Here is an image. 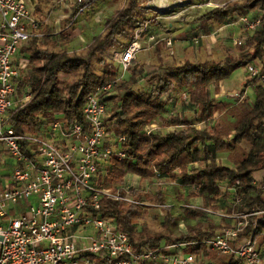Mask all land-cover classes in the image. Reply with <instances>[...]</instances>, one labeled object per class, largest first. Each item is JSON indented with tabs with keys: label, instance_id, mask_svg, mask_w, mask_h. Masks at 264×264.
Listing matches in <instances>:
<instances>
[{
	"label": "built area",
	"instance_id": "1",
	"mask_svg": "<svg viewBox=\"0 0 264 264\" xmlns=\"http://www.w3.org/2000/svg\"><path fill=\"white\" fill-rule=\"evenodd\" d=\"M173 4L164 8L171 11ZM263 16L261 8L235 13L215 32L225 30L240 46L257 29ZM45 24L24 0H0V264H94L92 255L103 253L110 257L109 264H209L203 250H177L188 244H202L207 252L221 255L226 263L234 259L243 264H264V239L256 231L264 219V206L236 208L245 195L240 191L239 180L228 186V197L220 196L223 206L181 204L184 209L202 210L223 221L213 235L202 240L135 250L116 218L98 213L105 198L148 205L130 196L129 187H125V194L114 190L106 181L107 170L103 166L110 159L123 160L127 156L125 136L116 137L108 131L111 110L105 98L115 93L138 53L149 48L142 43V34L147 33L149 44L163 42L167 47L174 46L168 33L157 37L151 32V21L141 25L124 48L112 51L114 62L119 64L117 73L89 95L83 107L85 123L55 113L41 117L30 129L14 127V112L33 97L29 87H20L23 74L17 54L24 44L44 36ZM194 40L199 42V38ZM246 73L248 81L264 87L261 60L251 62ZM181 96L188 99L186 91ZM230 96L241 100L245 91ZM156 129L155 123L144 127L146 133ZM226 142L230 147L237 145L234 133ZM155 177L164 176L157 172ZM263 177L264 173L253 182ZM248 226L250 232H246Z\"/></svg>",
	"mask_w": 264,
	"mask_h": 264
},
{
	"label": "trees",
	"instance_id": "2",
	"mask_svg": "<svg viewBox=\"0 0 264 264\" xmlns=\"http://www.w3.org/2000/svg\"><path fill=\"white\" fill-rule=\"evenodd\" d=\"M95 1H78L73 15L66 19L65 25L71 23L81 8ZM260 8L264 9V0H230L208 10L201 18L223 24L235 13ZM155 20L156 15L151 7L142 6L140 0H128L126 6L106 21L104 33L95 37L83 54L56 50L58 40L55 28L46 23L42 28L44 36L34 39L30 46L23 48V52L29 54L31 74L23 76L19 84L22 88L29 87L33 91V97L14 112L11 120L14 127L17 130L30 129L38 124L41 117H51L55 113H64L71 119L85 123L83 107L89 95L114 79L117 73L118 65L106 57L109 49L125 47L128 42L123 44L119 38L130 42L141 25ZM59 34L66 39V27ZM93 58L103 67L102 71L96 70ZM256 59L264 63V16L257 29L240 45L237 55L228 54L220 60L206 59L198 62L186 59L182 63L164 67L160 63L159 68L150 71L138 61H132L116 93L105 98L112 112L108 131L116 137L125 136L123 147L127 152L123 160L113 158L104 164L106 179L114 190L126 193L124 184L128 173H136L141 179H147L155 177L159 172L170 179L179 178L182 184L193 187L186 197L187 201L195 196H203L207 201L213 202L210 205L218 208L215 202L222 195L228 197V186L239 180L240 191L245 195L236 208L245 209L254 205L263 207L264 177L259 182L253 181L259 171L264 173V87L247 80L246 87H254L255 102L249 109H238L235 112V140L237 143L248 141L251 144L235 166L217 162V152L226 145V131L219 125H210L215 102L209 85L213 83L215 90H218L220 81L238 67L246 68ZM141 81L148 84L143 92L134 88ZM176 89L188 93V99L182 100L197 108L196 114L204 126L198 127L180 113L162 115L170 100L166 96ZM157 116L163 117L164 126L177 128L167 132L156 130L146 133L144 127ZM198 160L203 161L200 169L189 173L186 164ZM223 182L227 185L222 186ZM129 191L136 198L144 195L152 202L166 203L165 194L160 189L147 193L136 188H130ZM140 212L138 205L134 203L111 198L103 199L98 211L102 216L116 218L119 227L128 233L135 250L144 246L156 247L163 240L165 245L178 242L164 231H156L154 234L139 232L136 220ZM201 214L205 213L202 210L186 211V215L191 218ZM174 220L175 217L169 213L162 228L169 230ZM214 228L211 225V229L204 232L198 223L190 228L194 234L193 237L188 236L187 241L210 237L214 234ZM250 231L251 226H248L246 232ZM256 231L264 239V219L258 224ZM202 250L209 258V264H243L234 259L226 263L221 255L207 252L202 244L188 245V251L199 253ZM94 256L99 257V264L110 263V257L104 253L92 255Z\"/></svg>",
	"mask_w": 264,
	"mask_h": 264
},
{
	"label": "rangeland",
	"instance_id": "3",
	"mask_svg": "<svg viewBox=\"0 0 264 264\" xmlns=\"http://www.w3.org/2000/svg\"><path fill=\"white\" fill-rule=\"evenodd\" d=\"M24 1L31 8H39L40 17L45 20L47 24L55 26L59 30L66 27L67 37L66 39L60 38L58 46L55 47L56 50H68L70 52L83 54L91 45L95 37L104 33L106 21L113 18L120 9L126 6L128 0H96L92 4L85 5L81 11L77 12L71 23L67 26L65 25L66 19L73 15L74 6L77 5L79 0ZM182 1L183 2H180V0H166L159 2L158 0H140L142 6L151 7L155 12V15L158 16L155 22H152L151 32H154L157 37H161L168 33L174 40V46L170 48L163 42L149 44L147 33L142 34L141 41L145 42V45L149 48L138 53L135 61H138L144 66L147 71L159 68L160 63L161 66L164 67L166 65L182 63L186 59L193 62L206 59L220 60L228 54L237 55L239 53V45L235 44L231 38H227L215 32V30L220 27V23L214 20H203L201 18L208 10L230 0ZM168 3H175L173 4L171 11L164 8V5H167ZM217 26L219 27L217 28ZM195 38H199L198 43L195 42ZM119 39L123 44L129 42L128 39ZM185 41H187V44ZM122 48H110L106 54L107 59L109 61H114L112 51ZM159 57H161L162 61ZM93 62L97 71L103 70V67L95 58H93ZM119 69L122 71L121 67H119ZM225 81L228 85L234 87L235 90H238L237 92H243L244 90L242 89L246 88L247 83L246 68L243 66L238 67L225 79ZM147 87L148 84L145 81H141L134 86L139 92L145 91ZM209 89L211 95H213L211 85H209ZM181 92L182 90L180 89H176L173 92V100L169 105L170 109L175 113L181 114V112H183L195 125L200 127L204 126V123L198 119L195 107L185 104L183 101L184 99L181 98ZM247 95L249 100H252L255 97L254 87L251 85L247 90ZM250 96L252 99H250ZM233 98L238 100V98ZM224 105L225 106H223L220 111H216L215 114L217 117L214 120H216L218 124L220 122V127L227 133H230L231 126H233L232 121L236 117L235 112L238 110V106L235 104L229 111L225 110L224 113L227 104L224 103ZM110 113L112 114V112ZM232 149V151L227 149V151H231L229 152L230 154L228 153V156L245 151L244 148H241L238 145ZM219 160L221 162L223 161L221 157ZM200 165H202V163ZM200 165L191 166L190 169L194 171L200 167ZM153 178L141 179L137 177L134 180L127 177L124 184V187L126 188L136 187L139 188V190L142 188H148L149 191L160 189L164 192L166 197L167 205L160 209L138 205L141 210L136 220L138 231L145 234H154L156 231H164L171 235L173 239H177V241L187 240V237L184 235H187L186 233L189 232L190 227L195 225L196 222L193 218L186 215L187 209L182 208L181 204L195 203L193 202L195 199H190L189 201L186 200L187 195L192 192L193 187L182 184L179 178ZM129 195L132 194L129 193ZM142 198L143 196L140 198L137 197L136 199L145 200ZM145 201L148 202L147 200ZM196 204L202 205L201 203ZM169 213L175 217V220L170 229L167 230L162 228V224ZM199 217H201V225L203 226H206L208 220L211 221V217H206L205 214ZM98 258L99 257L95 256L92 257L94 264H99Z\"/></svg>",
	"mask_w": 264,
	"mask_h": 264
},
{
	"label": "crops",
	"instance_id": "4",
	"mask_svg": "<svg viewBox=\"0 0 264 264\" xmlns=\"http://www.w3.org/2000/svg\"><path fill=\"white\" fill-rule=\"evenodd\" d=\"M29 7V6H28ZM32 11H34L36 14H37V16L38 17H40V9L39 8H31V7H29ZM38 9H39V11H38ZM44 17V16H43ZM42 17V18H43ZM41 18V17H40ZM50 26H52V25H50ZM54 28H55V34H56V39L59 41L60 40V34H59V32H61V30H59L58 28H56L55 26H53ZM219 26H217V28H218ZM216 31V30H215ZM219 35H222V36H225V37H227V38H230L231 36L229 35V37L227 36L228 35V33H226V31L224 30V31H219V32H217ZM227 34V35H226ZM147 39H148V37H147ZM32 42H33V40H31V41H29L28 43H26V44H24L21 48H20V50H19V52H18V54H17V62H18V64L21 66V72H22V77L23 76H25V75H28V74H31V70H30V68H29V65H28V62H29V54L28 53H26V52H23V48L24 47H28V46H30L31 44H32ZM186 42V44H187V41H185ZM144 45H145V42H142ZM247 74V73H246ZM211 85V87H212V91H213V95H212V97L214 98V102H215V107H214V114H213V116H212V118H211V120H210V125H219L220 124V122H219V124H218V122H216V120H214V119H216V111L217 110H221L222 109V107L223 106H225L224 105V103H226L227 104V106H226V108L224 109V113H225V110H227V111H229L230 109H231V107H233L235 104H237V106H238V109H240V110H242V111H244V110H247V109H249V107H251L252 105H253V103L255 102V97L252 99L251 98V96H250V99H252V100H249V98H248V95H247V90L249 89V87L250 86H248V87H246L245 89L243 88L242 90H244L245 91V97L243 98V99H241V100H235L234 98H232L230 95L231 94H233V93H236L238 90H235L234 89V87H231L230 85H228V83L225 81V79L224 80H222V81H220L219 82V84H218V90H215V87H214V84L212 83V84H210ZM26 88H28V87H26ZM232 89H234V90H232ZM166 98H169L170 100H169V104H168V106H167V108H166V110L163 112V116H168L169 115V111L171 110L170 109V104L172 103V100H173V92L172 93H170V94H168L167 96H166ZM181 98H182V96H181ZM185 104H188V103H185ZM239 104V105H238ZM189 105H191V104H189ZM191 106H193V105H191ZM193 107H195V106H193ZM195 109H197L196 107H195ZM218 111V112H219ZM181 114H183V115H185L183 112H181ZM185 117H187L186 115H185ZM187 118H189V117H187ZM231 118H233V117H231ZM162 119H163V117L161 118V116H157V117H155L149 124H151V123H155L156 125H158V128L156 129L157 131H161V132H167V131H169V130H173V129H175V128H177V126H164L163 125V122H162ZM190 119V118H189ZM236 119V118H235ZM234 119V120H235ZM191 120V119H190ZM234 120L232 121V122H234ZM202 122V121H201ZM205 125V124H204ZM198 126V125H197ZM220 126V125H219ZM198 127H200V126H198ZM202 127V126H201ZM155 130V131H156ZM234 133V137H235V131H234V127L233 126H231V129H230V133ZM230 133H225L226 135H225V141L227 140V137L229 136V134ZM240 146L241 148H244L245 149V151H241V152H238V153H236L235 155H231V156H228V153L229 152H231L233 149L232 148H235L236 146ZM237 145L236 146H234V147H230V146H228L227 145V142H226V145H225V148L223 149V150H221V151H218L217 152V154H216V160H217V162L218 163H221V164H224V165H227V166H231V167H233V166H235L236 165V161L241 157V156H243V154L244 153H246L248 150H249V148L251 147V144L248 142V141H242L241 143H237ZM227 149H230L231 151H227ZM230 154V153H229ZM226 156V157H225ZM222 158L223 159V161L221 162L220 160H219V158ZM202 160H198V161H192V162H188L186 165H187V170H188V172L189 173H194V172H197L199 169H200V167L202 166V165H200L201 163L203 164V161L201 162ZM200 163V164H199ZM194 165H200V167H198L197 169H195L194 171L193 170H191L190 169V167L191 166H194ZM104 168H105V166H103ZM176 171H178V170H176ZM262 175H263V173L261 172V171H259L258 173H257V178H260V177H262ZM127 177H130L131 179H136L137 177H139V178H141L140 177V175H138V174H136V173H128L127 175H126V179H127ZM155 178V177H154ZM153 178V179H154ZM150 179H152V178H150ZM106 181L108 182V180L106 179ZM112 186V185H111ZM113 187V186H112ZM130 188H132V187H130ZM136 188V187H135ZM136 189H138L139 190V188H136ZM145 190V191H144ZM141 191L143 192V193H147V192H152V191H149V189L147 188V189H144V188H142L141 189ZM131 196V195H130ZM134 197V196H133ZM134 198H136V197H134ZM142 199H145V200H147L148 202H147V204L148 205H146V207H154V208H157V209H160L161 207H156L155 205L156 204H166V203H159V202H152V201H150V200H148L144 195H143V198ZM191 199H195L193 202H195V203H201L202 205H210V204H213V202H209V201H207L206 200V198H204L203 196H195V197H192ZM144 200V201H145ZM220 200V199H219ZM216 201L215 203H217L218 204V207H220V206H223V203L222 202H220V201ZM204 214H201V215H199V216H203ZM199 216H197V217H195V218H193V220L196 222V224L195 225H193V226H191V227H194V226H196L198 223L200 224V227H201V230L202 231H204V232H208L210 229H211V225H213L215 228H214V232L215 231H217L221 226H222V224H223V221H221L219 218H217V217H214V216H207V215H205L206 217H211V221H207V224H206V226H203V225H201L202 223H201V217H199ZM213 218V219H212ZM190 227V228H191ZM84 232H85V230H82V234H84ZM87 232H90V231H86V233ZM140 232V231H139ZM186 232V231H185ZM193 231H190L189 230V232H187L186 234L187 235H184V236H186V237H188V236H191V237H193V234L194 233H192ZM169 235V234H168ZM171 236V235H170ZM172 238V237H171ZM173 239V238H172ZM174 240H177V239H174ZM184 242H188L187 240H181V241H178L177 243H184ZM192 242V241H191ZM166 243L164 242V240L163 241H161L160 243H159V245L158 246H160V245H164V246H166L165 245ZM168 245H170V244H168ZM188 245H191V244H188ZM188 245L187 246H179V247H177V250H183V251H188ZM151 247V246H150ZM155 247V246H154ZM80 264H83V263H80Z\"/></svg>",
	"mask_w": 264,
	"mask_h": 264
}]
</instances>
